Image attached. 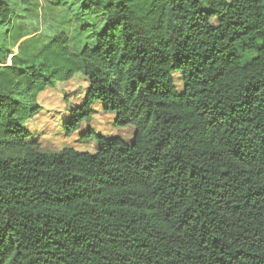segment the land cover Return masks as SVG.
<instances>
[{
  "label": "trees",
  "instance_id": "obj_1",
  "mask_svg": "<svg viewBox=\"0 0 264 264\" xmlns=\"http://www.w3.org/2000/svg\"><path fill=\"white\" fill-rule=\"evenodd\" d=\"M66 2L93 42L0 47V264H264V0ZM79 75L68 132L98 104L130 142L40 147L39 95Z\"/></svg>",
  "mask_w": 264,
  "mask_h": 264
},
{
  "label": "rangeland",
  "instance_id": "obj_2",
  "mask_svg": "<svg viewBox=\"0 0 264 264\" xmlns=\"http://www.w3.org/2000/svg\"><path fill=\"white\" fill-rule=\"evenodd\" d=\"M31 1L34 6L31 11H27L20 0H13L18 17L10 32L7 33L6 28L0 30V47L13 53L21 51L35 54L54 33L61 30L68 32L75 47L81 48L93 42L90 32L81 36V31L86 29L90 20L80 16L77 5L62 0L65 3L64 9H50L48 5L53 0ZM97 23L101 24L102 20ZM87 87L88 81L79 75L39 95L38 102L42 110L28 123V127L43 150L53 152L64 147H74L80 151L95 152L97 138L95 135L86 136L88 129L104 136H120L128 142L132 140L134 129L115 127L114 116L103 111L98 104L93 107L96 112L90 121H84L76 131L68 132L65 122L72 109L82 105Z\"/></svg>",
  "mask_w": 264,
  "mask_h": 264
}]
</instances>
